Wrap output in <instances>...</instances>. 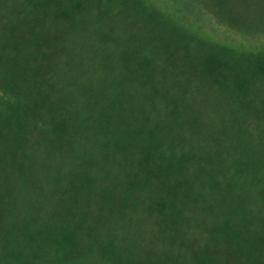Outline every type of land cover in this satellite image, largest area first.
<instances>
[{"label": "trees", "instance_id": "trees-1", "mask_svg": "<svg viewBox=\"0 0 264 264\" xmlns=\"http://www.w3.org/2000/svg\"><path fill=\"white\" fill-rule=\"evenodd\" d=\"M115 2L118 10L112 0H0V150L8 149L0 154V171L7 179L18 174L13 195L18 186L32 193L30 212L49 207L44 222L13 217L7 237L17 239L12 250L19 254L2 255L12 264H38V248L55 258L39 264H78V227L71 212H58L95 200L119 201L124 212L169 223L180 236L208 238L213 256L186 246L192 255L186 264H264V52L208 42L224 69H204L205 100L218 106L210 112L176 104L190 92L162 94L165 79L152 77L164 62L153 56L151 43L124 53L137 57L139 73L118 83L123 90L82 92L74 74L96 67V55L89 60L75 36L84 22H104L98 42L111 58L115 20L124 14ZM249 33L264 35V29ZM113 58L99 63L106 72L116 70L119 57ZM253 61L259 64L240 71ZM164 97L167 106L159 105ZM115 166L125 173L112 172Z\"/></svg>", "mask_w": 264, "mask_h": 264}, {"label": "rangeland", "instance_id": "rangeland-1", "mask_svg": "<svg viewBox=\"0 0 264 264\" xmlns=\"http://www.w3.org/2000/svg\"><path fill=\"white\" fill-rule=\"evenodd\" d=\"M135 1L141 4L139 8L132 0H120V7H123L121 11L124 14H120L117 21L115 20L113 34L118 44L110 51L111 58L103 54L106 46L98 42L103 40L100 34L106 30L104 22L95 24L92 21L89 25L84 22L85 29L77 37L75 36L78 42L77 48L81 45L82 52L88 59L91 54L96 55L91 60L96 67H88L82 74H74L79 76L82 92L89 93L90 88L98 94L123 90L118 83L122 81L125 85V81H132L135 74L139 73L137 57L133 56L129 59L124 53L129 52L133 46L132 49H135L144 43H151L153 56L156 55V59L164 62V66L157 68L160 73L154 77L151 76L155 81L165 79L164 83L162 82L163 85L159 86L164 89L162 94H170L174 97L177 94L190 92L183 101H178L176 104L181 102V105L186 108H207L210 112V109H218V106L205 100L204 89L207 84L202 81L208 74L204 69L207 65H215L223 71L224 69L222 63L212 56L214 54L210 51L208 42L237 51L264 52V35L249 33L264 29V0ZM112 3L113 9L118 10L115 0H112ZM73 28L79 29L80 26L77 23L73 25ZM243 29L246 32H242ZM113 57H119L114 64L116 70L106 72L99 63H114ZM121 57L128 59L124 61ZM257 64H259L257 61L242 63L240 71H244L249 66L256 67ZM126 67H129V73ZM240 71L235 70L231 73L234 75ZM225 74L230 76V72ZM74 75L69 76L74 77ZM255 76L258 77V75ZM175 82L176 85L173 86ZM113 83L116 85L113 86ZM128 85L129 83L126 88ZM208 88L213 90L212 87ZM256 89L262 91L263 86H258ZM166 98L164 97L159 105L167 106ZM137 104L140 105L131 101L129 105ZM210 105L214 106L209 107ZM212 114L211 118L214 116ZM31 140L33 143L37 141L33 137ZM7 150V147H3L0 154H5ZM120 168L115 166L112 172L125 173ZM3 171H0V264H6V262L12 264V260L5 258L2 254L9 252L10 257H14V253L19 254V249L12 250L14 245H18L17 239L7 237L10 234L8 230L13 225V217L23 215L26 224H33L38 220L44 222L43 219H46L44 217L49 207H36L33 209L34 212H30L26 205L29 204L32 193L18 186L20 193L13 195L11 192L15 191H11L10 185L15 183L18 174H15L12 179H7ZM104 195L107 196L108 192ZM25 199L27 202L23 205L21 201ZM12 200L14 203L11 205ZM16 202L18 203L14 206ZM124 210L119 201L91 200L87 207L80 205L75 209L65 208L58 212L59 215L71 212L69 214L73 218L71 225L78 227V235L75 237L78 246L74 250L78 252V255L81 254L78 264H186L192 260V255L186 254V246L195 251L203 249L207 253L211 252L210 256H213V246L205 236L201 239L199 235L180 236L182 233L175 232L169 223L159 225L154 220L134 214L133 210L125 212ZM35 212L38 216L34 214ZM52 217L55 218V216ZM41 226L39 224L33 227L34 232L29 233L30 236L34 238V233L37 234ZM18 237L19 235H16V238ZM3 244L6 245L4 249H2ZM36 251L34 258L38 260V264L41 260L54 258V254H46L45 250L36 248Z\"/></svg>", "mask_w": 264, "mask_h": 264}]
</instances>
